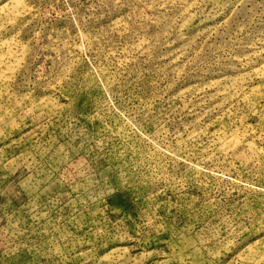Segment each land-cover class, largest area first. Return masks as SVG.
<instances>
[{
	"label": "rangeland",
	"instance_id": "obj_1",
	"mask_svg": "<svg viewBox=\"0 0 264 264\" xmlns=\"http://www.w3.org/2000/svg\"><path fill=\"white\" fill-rule=\"evenodd\" d=\"M0 264H264V0H0Z\"/></svg>",
	"mask_w": 264,
	"mask_h": 264
}]
</instances>
